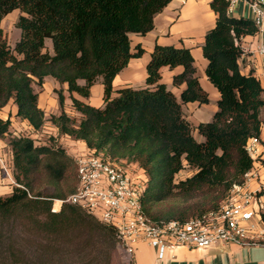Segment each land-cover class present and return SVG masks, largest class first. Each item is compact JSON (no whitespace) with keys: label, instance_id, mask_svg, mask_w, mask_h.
Instances as JSON below:
<instances>
[{"label":"trees","instance_id":"16d2710c","mask_svg":"<svg viewBox=\"0 0 264 264\" xmlns=\"http://www.w3.org/2000/svg\"><path fill=\"white\" fill-rule=\"evenodd\" d=\"M171 2L0 0V113L13 103L16 116L32 128L20 137L11 136L17 186L8 197L0 196V236L5 225L10 233L20 228L52 264H110L116 255L112 227L78 206L63 204L52 213L55 200L75 191L77 175L66 148L32 137L47 122L59 137L139 167L146 178L141 203L156 223L186 222L217 211L233 187L244 183L254 165L246 145L260 137L264 125V88L253 71L243 73L240 68L242 40L257 35L258 27L250 18L232 17L228 0H211L216 22L202 47L206 77L220 95L210 122L194 125L182 109L188 103H210L189 48L157 44L146 67V86L114 89L117 75L144 53L141 46L132 52L130 35L151 32L155 17ZM14 11L20 12V39L11 49L1 23ZM47 40L52 42L50 50ZM166 67L182 68L172 80L174 87L184 85L180 99L162 82ZM49 77L67 86L72 107L81 115L78 124L65 112L45 117L34 86L42 88ZM98 81L104 88L102 107L80 99L89 98ZM56 93L63 105L62 89ZM10 124V119H0V137L9 133ZM185 167L194 174L176 183ZM42 182L54 192L44 193ZM176 197L194 204L165 212L156 209ZM261 218L264 222L263 213Z\"/></svg>","mask_w":264,"mask_h":264},{"label":"built area","instance_id":"2783aa9c","mask_svg":"<svg viewBox=\"0 0 264 264\" xmlns=\"http://www.w3.org/2000/svg\"><path fill=\"white\" fill-rule=\"evenodd\" d=\"M238 1L228 0L229 10ZM244 1L251 9L258 32L264 33V0ZM256 52L260 62L256 73L255 70L253 72L264 83V43ZM260 144H263L261 136L248 141L246 149L252 159ZM66 149L68 153L74 152L71 156L76 166L77 184L75 191L65 200H55L52 213H57L63 204L82 208L100 223L115 230L117 247L132 262L140 245L155 249L157 259L162 261L168 253L179 248L205 249L216 242L239 246L264 244V230L255 229V220L258 223L262 221L258 209L260 194L245 189V184L252 177L250 171L245 174L242 185L233 187L219 210L186 222L171 220L156 223L146 215L141 203L146 178L139 167L97 155L84 145ZM0 164L7 176L14 179V169L11 171L2 159Z\"/></svg>","mask_w":264,"mask_h":264},{"label":"crops","instance_id":"0c3cea01","mask_svg":"<svg viewBox=\"0 0 264 264\" xmlns=\"http://www.w3.org/2000/svg\"><path fill=\"white\" fill-rule=\"evenodd\" d=\"M211 0H172V2L158 14L154 20V29L145 36L131 34V47L132 52H136V47L141 46L144 53L139 58H132L128 66L119 74L113 81L115 90L124 87H131L134 89L144 88L146 86L147 70L146 67L151 60V55L155 46L158 45H173L175 47L189 48L195 58V65L197 67V75L199 77L201 86L209 94L210 101L217 102L219 100V93L215 87L208 81L205 70L207 67V61L203 57L202 47L205 41L206 33L215 26L216 16L210 8ZM229 14L235 18H250L253 19L251 9L244 0H239L234 8L229 10ZM264 43V33L258 32L255 36H247L242 40L243 55L240 59V68L243 73H249L254 71L256 73V67H259L260 56L258 55L257 48ZM182 68H177L174 71H170L167 67L161 70L162 82L167 85L175 96L180 99L181 91L184 89V85L180 87L173 86V76L180 73ZM91 89L92 92H97L99 101L103 104L104 88L101 81H98ZM263 88L264 83L261 82ZM46 82L44 83L41 93H39V107L48 116L47 111H51L50 105L47 106L46 101ZM55 90L59 87V84L49 85V88ZM57 94L53 92L51 101L57 103L55 98ZM48 96V97H50ZM264 98V94H263ZM84 103L91 105L84 98H80ZM52 102H50L51 104ZM70 110H64L71 117H77V112L72 107ZM93 106V105H92ZM102 107V106H95ZM206 105H200L198 103L184 104L182 109L185 117L194 125L198 123H207L212 120V117L216 111L203 122V110ZM11 110L13 117H9L4 111ZM17 107L13 103H10L0 113V119L7 121L10 119L14 121L16 119V125L18 132L11 130V124L9 126V133H13L12 137H18L22 135V131H30L32 128L30 125L16 116ZM79 115V114H78ZM81 117V115H80ZM50 133L55 138L56 142H59L62 146L68 147H83L81 142H77L68 138L60 137L56 138V129L46 123L45 129L36 133L38 136H45ZM196 133V131H195ZM35 134V135H36ZM7 135V134H6ZM5 135V136H6ZM4 136V137H5ZM47 136V137H51ZM261 139L263 144L257 146V154L254 156V165L251 169V178L245 184V189L249 191H257L260 194L261 203L258 207L260 213L264 214V126L261 131ZM0 137V159H2L7 167L13 170V157L11 146L8 145V150L5 151L3 147L5 139ZM77 145V146H75ZM194 174L191 172L190 177ZM13 176V173H12ZM8 176L0 164V196L3 197L8 193L10 187L7 186L9 182ZM262 219V218H261ZM257 230H264V222L258 223L255 220ZM134 264H264V244L255 246H239L234 244H227L225 242H216L205 249H187L179 248L174 252L168 253L167 257L160 261L157 259V251L147 245L138 246L134 259Z\"/></svg>","mask_w":264,"mask_h":264},{"label":"rangeland","instance_id":"374dc122","mask_svg":"<svg viewBox=\"0 0 264 264\" xmlns=\"http://www.w3.org/2000/svg\"><path fill=\"white\" fill-rule=\"evenodd\" d=\"M20 16V12L19 11H14L13 13L9 14L5 19H3L2 23H1V27L3 29L4 32V37L6 38L9 46L11 47V49H13L16 45V43L19 41L20 39V30L16 27V23L18 21V18ZM51 40H47V49L50 50L51 48ZM46 84L48 85L46 88V91L48 92V95L46 94V101H47V106L50 105V109H52L51 111H47L48 116L45 115V117L47 119H49L52 115H59L62 112H64V110H70V106L68 104H71V98H70V94L67 90V86L63 85L60 86L55 90H52V87L49 88V85H55L58 84L55 79L49 77L45 80ZM82 84V82H80ZM97 85V84H95ZM35 91L38 93H41V89L38 86H34ZM62 89V93L64 96V103L63 105L60 104L59 102V95L58 93H56L58 90ZM53 92H55L57 95L55 96L57 103H53V101H51V97L50 95L53 94ZM98 93L97 92H92L89 98H86L85 100L90 103L93 106H102L103 104L99 101L98 99ZM50 96V97H48ZM50 102H52L50 104ZM217 108V102L211 100L209 104L206 105L205 110H203V116H205L203 118V122H206L207 116L209 117L214 109ZM217 110V109H216ZM5 114H7L9 117H13L11 110L8 111H4ZM77 112V117H70L72 119H74V121L76 122V124L79 123L80 120V114ZM17 125H16V119L14 121H11V130L13 132H18L16 130ZM22 134H27L28 131L24 130L21 132ZM13 133H8L4 139L5 142L4 144L6 145L5 147H3L5 149V151L8 150V145L10 143L11 140V136ZM195 138L197 141L202 142L204 139L201 135H199L198 133H194ZM34 138L36 139L35 141L41 144H55L56 146H60L63 147L59 142L55 141V138L53 136L50 135V133H47L45 136L41 137L38 136L37 134L33 135ZM47 136H51V137H47ZM60 138V137H59ZM77 146V145H75ZM80 148V147H79ZM73 149V148H72ZM71 155L74 154V152H70ZM193 170H191L188 167H185V169L179 173L176 178L175 181L176 183L179 182L180 180H183L185 178H187L188 175H191V172ZM14 173V170H13ZM14 177V176H12ZM9 182L7 184L8 187H10V189L8 190V193L5 194V196L3 197H8L9 195H11V193L13 192V188L15 186H17L15 179L13 178H8ZM39 188L44 192V193H53L54 192V188L50 187L49 185L46 184V182H42V184H40ZM62 190L64 192H66L67 190V186L62 187ZM230 194V193H229ZM229 196V195H228ZM227 196V197H228ZM226 200V199H225ZM191 204H194L193 200H189V201H185L183 198L180 197H176V198H172L169 199L165 202L159 203L156 206V209L160 210V211H167L170 208H173L174 206H177L179 208L182 207H187L190 206ZM222 204V203H221ZM15 232L10 233L8 226H3V229H1V236H0V264H52L51 261H49L48 257L42 256L44 254H42V252L39 250V246L37 244H32L31 243V239L26 237V234L20 229L18 228L17 230H14ZM11 242L14 243L13 247L14 249H12L11 247ZM39 248V249H38ZM14 252V253H13ZM14 254V255H13ZM55 264V263H53ZM110 264H134V262H132L131 260H129V258L119 249L117 248V252L116 255L112 257Z\"/></svg>","mask_w":264,"mask_h":264}]
</instances>
